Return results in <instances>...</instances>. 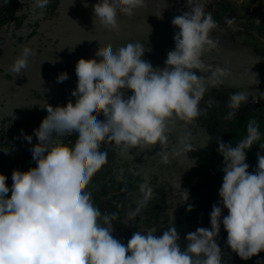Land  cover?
I'll list each match as a JSON object with an SVG mask.
<instances>
[{
  "label": "clouds",
  "instance_id": "1",
  "mask_svg": "<svg viewBox=\"0 0 264 264\" xmlns=\"http://www.w3.org/2000/svg\"><path fill=\"white\" fill-rule=\"evenodd\" d=\"M47 5L48 0H33L31 7ZM143 6L144 0H97L93 24L119 31L120 16H132ZM187 7L171 21L178 31L165 67L143 59L151 49L141 41L115 48L99 44L93 58L81 57L76 63L77 85L71 92L75 102L55 107L45 102L47 115L33 130L37 143L29 149L36 166L14 169L10 187L0 173V264H223L221 227L227 233L225 246L241 260L264 252V142L255 119L235 146L222 137L217 140L224 175L219 200L209 213L210 227L188 232L183 241L172 214L168 228L138 229L125 243L113 234L116 215L102 214L87 191L92 177L107 163L102 144L113 143L125 153L159 145L157 155L166 163L170 131L177 122L194 123L209 86L223 83L218 77L228 70H209L203 61L204 53L217 47L210 34L219 25L206 11L207 0H187ZM32 55L23 47L10 71L19 76ZM68 78L61 72L57 83ZM247 100L245 91L232 94L227 105L232 111L226 118L234 117ZM73 133L75 142L65 143ZM25 139L31 143L32 137ZM257 142L261 151L250 172L246 152ZM177 151L172 149V154ZM173 187L178 189V204L192 211L189 190L180 181Z\"/></svg>",
  "mask_w": 264,
  "mask_h": 264
},
{
  "label": "flooded vegetation",
  "instance_id": "2",
  "mask_svg": "<svg viewBox=\"0 0 264 264\" xmlns=\"http://www.w3.org/2000/svg\"><path fill=\"white\" fill-rule=\"evenodd\" d=\"M174 1L178 3L177 0ZM180 1L185 2L186 7L172 14L174 17L189 10L187 0ZM57 2V0H48L46 9L33 10L31 7L33 0L26 2L19 0L18 5L16 0H0V58L3 57L8 43L14 48L12 52L14 56L25 46L38 48V50L45 49L47 45L43 44L48 43V39L40 33V30L45 23L57 26L60 13L55 6ZM206 11L213 14L219 25L210 34L212 39L223 44L226 42L225 45L229 48H239L242 57H248V59L243 61L237 74L233 73V71L236 72L235 70L231 71L235 75L231 73L227 86L222 83L218 89H213L205 95L213 96L211 99L215 101L213 103L205 101L200 105L201 115L192 126H186V130L185 128L182 130L181 127L179 131L181 133L177 136L184 138L177 140L173 148H170L173 140L170 131L167 149L169 159L166 163L161 162V157L157 155L160 151L159 145L143 151L128 150V154L129 152L133 154L132 159H125L123 155L116 158L115 152L120 150H117L119 147L113 143H111L113 148L106 143L101 145V151L107 152V163L92 177L87 191L91 192L93 203L102 214L116 215L117 219L113 221L115 227L113 234L125 243L130 239L132 232L138 229L155 227L160 232L168 228L173 222L172 214L175 217L174 223L181 241L188 232L195 231L198 227H210L209 213L212 205L219 200L218 191L224 175L221 170L223 157L216 151L217 140L222 137L225 143L231 142L235 146L238 140L246 136L248 122L255 119L260 126L261 142H264V45L259 42L254 32L255 21L250 14L246 15L241 10L230 6L229 0H207ZM40 13L43 15L41 16ZM228 20L232 23H227ZM27 21H29L28 24H25ZM166 27L167 30H165ZM166 27L162 28L168 33L163 39L168 38V40L165 39L167 40L165 47L171 50L175 48L173 37L178 29L172 25L171 20ZM38 50L33 55L36 61L40 55ZM212 53L215 56L214 51ZM3 63L0 61V86L9 87L13 77L4 69L8 61L5 62L6 64ZM214 67L221 66L215 63ZM61 71L65 72L63 69ZM68 77H70V84L76 86L75 76ZM239 91H245L248 94V100L241 105L234 117L227 119V114L232 111L227 108L229 97ZM128 95L131 93L129 92ZM38 97L41 100V104L38 105L39 111H36L35 107L32 108L31 103H26L27 106L17 115L12 113L0 122V148L9 150L7 153L0 150V173L7 176L6 183L9 187L12 183L13 170L20 168L19 164L13 160L15 149H23L25 146L27 148V152L23 154L27 161L25 165H21V171H27L30 167L36 166L29 151L37 143L33 130L39 127L42 119L47 115L46 109L43 108L46 106V99L43 95ZM66 103L67 100L61 102L60 106ZM29 105L30 110L27 108ZM33 111L38 112L37 117L33 116L31 113ZM11 119L16 123H11ZM26 136L32 137L31 143L25 139ZM76 136L77 134L66 136L65 143H74ZM209 137L206 143L205 140ZM187 142L190 147L185 148L184 145H187ZM259 143L257 142L246 152L247 162H245L249 164L250 172L257 166L256 154L261 151ZM174 148L178 151L173 155ZM181 148L183 151H179ZM179 181L183 189L189 190V203L194 205L190 212L186 211V205L178 204V189L173 185ZM141 185L145 187L142 189ZM223 214L227 215V210ZM226 239L227 233L221 227L219 243L223 256L228 255L226 264H257V261L259 264H264V252L247 261L241 260L225 246Z\"/></svg>",
  "mask_w": 264,
  "mask_h": 264
},
{
  "label": "water",
  "instance_id": "3",
  "mask_svg": "<svg viewBox=\"0 0 264 264\" xmlns=\"http://www.w3.org/2000/svg\"><path fill=\"white\" fill-rule=\"evenodd\" d=\"M16 1V5H18L19 0ZM26 1L27 0H25V2ZM57 1L58 2L55 6L60 12L57 26L53 24L50 26L48 23H45L40 30V33L44 34L48 39V43L43 44L45 46L47 45L46 48L38 50V48L29 47L34 55L37 50L40 52V55L37 61L33 58V55L30 56L28 58V67L23 70L19 76L12 73L10 68L20 53L18 52V54L14 56L12 53L14 48L10 46L11 44H6L7 46L4 49V54L3 57L0 58V61L4 62L3 64H6L5 62L8 61L7 65H4V69L12 75L13 81L10 82V86L8 85L9 87L0 86V122L4 118L9 117V115L11 116L12 113L17 115L27 106L26 103H31L33 106L32 108L35 107L37 111L38 105L41 104V100H39L38 97L39 95H43L47 104L53 107L60 105L61 102L66 100L67 102L72 100L74 103L75 97L71 96V92L76 86L70 84V77L62 83H57V76L63 69L68 73V76L73 75L77 80L75 73L77 61L81 57L85 59L93 58L99 44H111L115 48L130 41H141L146 48L151 49V51L145 52L143 59L151 62L154 67H165L167 53L174 49L170 50L165 47V42L168 38H165L167 40L163 38L167 36L168 33L164 31L167 30L166 26L169 25V21H172V17H174L172 14L176 13L179 9L186 7L185 2L180 0H177L178 3L174 0H144L145 6L138 8L132 16H120L119 31L113 32L104 29L98 23L93 24L94 13L92 6L97 3V0ZM85 3L87 4V7L84 6ZM160 15L161 17H158ZM28 22L29 21L25 24H28ZM162 28L165 30H162ZM225 44L218 41L217 47L206 51L203 57L204 64L208 66L209 70L215 69V63H219L221 66L220 68H226L228 70L229 74L227 73L226 75H220L218 77L223 81L224 86H227L230 81L229 77L232 73L231 71L235 70L236 72L233 71V73L237 74L238 68L241 67L243 61L247 60L248 57H242L239 48H229ZM212 51H214L215 56H213ZM254 53L256 54V51H254ZM34 61L36 62L33 64ZM65 68H69V70H65ZM194 71L197 72V75H210V73L206 74L200 73L198 70ZM233 73L232 75H235ZM220 85L221 84L210 85V88L205 95L212 92L213 89H218ZM12 88L13 91L11 92ZM2 94H4V96H2ZM212 97L213 96L209 95L204 96L201 104L205 101L213 103L215 100L211 99ZM2 104H4L3 108L1 107ZM62 106H65V104ZM27 108L30 110L31 106L29 105ZM31 113L35 117L38 116V112L33 111ZM98 118L102 120V114ZM196 121L197 120H195V122ZM12 122L13 124L16 123L11 119V123ZM194 123L185 125L183 122H177L175 127L171 130V134L169 133L171 139H173L170 148L174 147L177 140L184 138L177 136L181 133L179 132L181 127L182 130L184 128L186 130V126L190 127ZM74 134L76 133H73L72 135ZM208 139L209 138L205 140L207 141L206 143H208ZM184 142L186 143L185 140ZM188 144L189 142H187V145ZM106 145L110 148L114 147L111 146V143H106ZM118 149L120 151L115 152L116 158L123 155V158L130 159L133 155L130 152L129 154L123 152L121 148H117V150ZM25 152H27L26 146L23 149H15L13 152V160L15 163L19 164L20 168L21 165H25V161H27L26 158L23 157ZM20 168L19 170H22ZM227 262L228 255H225L223 256V263L226 264Z\"/></svg>",
  "mask_w": 264,
  "mask_h": 264
},
{
  "label": "rangeland",
  "instance_id": "4",
  "mask_svg": "<svg viewBox=\"0 0 264 264\" xmlns=\"http://www.w3.org/2000/svg\"><path fill=\"white\" fill-rule=\"evenodd\" d=\"M229 5L251 15L256 24L254 32L259 42L264 45V0H229ZM251 159L253 160V156Z\"/></svg>",
  "mask_w": 264,
  "mask_h": 264
}]
</instances>
